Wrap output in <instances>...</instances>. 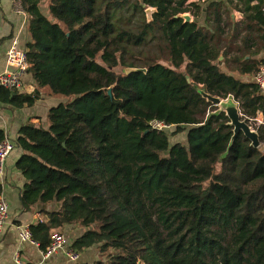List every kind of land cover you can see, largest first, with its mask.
<instances>
[{
    "label": "trees",
    "instance_id": "16d2710c",
    "mask_svg": "<svg viewBox=\"0 0 264 264\" xmlns=\"http://www.w3.org/2000/svg\"><path fill=\"white\" fill-rule=\"evenodd\" d=\"M188 1L49 0L46 17L40 0H22L36 88L29 95L0 88V101L31 107L43 88L66 99L49 110L46 129L28 122L14 143L26 179L21 208L43 206L41 221L29 226L39 250L75 226L84 233L71 248L95 247L93 264H264V94L237 78L264 68V57L252 58L264 53V7L244 0L242 30L253 21L260 28L229 47L220 44L230 25L221 27L217 4L199 24L202 0ZM127 6L140 9L139 33L115 26ZM149 7L156 8L151 22ZM184 13L193 20L177 17ZM157 36L159 57L134 52ZM141 56L146 72L124 75L133 68L128 60ZM197 88L231 96L261 147L241 133L228 146L232 127L223 113L210 115ZM152 120L169 127L153 130ZM178 133L185 144L170 145Z\"/></svg>",
    "mask_w": 264,
    "mask_h": 264
},
{
    "label": "crops",
    "instance_id": "0c3cea01",
    "mask_svg": "<svg viewBox=\"0 0 264 264\" xmlns=\"http://www.w3.org/2000/svg\"><path fill=\"white\" fill-rule=\"evenodd\" d=\"M48 1L40 0L39 6L41 13L46 17H49ZM197 1L189 0L187 3ZM210 2L216 3L218 6L222 19L221 27H223L224 23L230 25L226 28V34L223 38H220L221 46H241V39L246 34H256L258 32V28L260 27L257 26V22L255 21L250 23L251 30H242L245 12L244 0H210L209 2L202 0L199 3V6L203 8L198 16L199 24H203L206 17L205 9L209 6ZM19 3L22 4V0H0V74L6 69V52L10 48L12 41L16 39L17 48L24 51L26 45L30 42L28 30L30 17L24 9L23 11L16 10V6ZM250 6H259L262 9L264 1L260 4L259 0H251ZM247 59H249L248 55L244 57V61ZM237 78L243 80L250 79L251 81L249 77ZM35 88L36 86L31 75L26 73L22 79V88L18 90V94H32ZM61 101L60 98L49 95L47 88H43L40 91L39 99L31 107L16 108L0 101V130L15 143L19 129L28 122L46 129L48 127L47 114L49 110ZM258 118L261 119V116ZM21 153L18 147L15 146L13 148L5 162V174L0 179L2 186L0 197L5 199L8 204V220L0 235V264H14L13 256L16 252L19 253L23 264H93L99 258L98 250L95 247L79 253V260L76 263H71L62 253L53 255L48 259H43L38 248L27 243L22 244L18 241L16 228L19 225L30 226L41 221L42 218L39 213L43 210V206L39 205L32 207L29 211L21 208L19 197L23 186L26 184V179L15 167ZM49 209H51V206H47V210ZM83 233V229L75 226H67L63 230L66 243L70 248L71 244L82 236Z\"/></svg>",
    "mask_w": 264,
    "mask_h": 264
},
{
    "label": "built area",
    "instance_id": "2783aa9c",
    "mask_svg": "<svg viewBox=\"0 0 264 264\" xmlns=\"http://www.w3.org/2000/svg\"><path fill=\"white\" fill-rule=\"evenodd\" d=\"M17 11H23L22 4L16 6ZM6 69L0 74V88L18 91L22 88V79L29 68L26 52L17 48V40L14 39L10 48L6 52ZM251 81L255 83L259 90L264 94V68H260L252 77ZM151 129L162 131L169 126L164 123L152 120L149 122ZM14 148V143L5 134L0 142V179L5 174V162L9 154ZM8 220V204L5 199L0 197V235ZM17 237L20 243H27L39 249V244L32 238V234L28 225H19L17 228ZM43 259H48L53 255L62 253L71 263L79 260L80 254L76 250L70 248L66 243V237L63 233H53L50 242L45 250H40ZM14 264H23L19 253L13 256Z\"/></svg>",
    "mask_w": 264,
    "mask_h": 264
},
{
    "label": "water",
    "instance_id": "95a60500",
    "mask_svg": "<svg viewBox=\"0 0 264 264\" xmlns=\"http://www.w3.org/2000/svg\"><path fill=\"white\" fill-rule=\"evenodd\" d=\"M156 12V8H147L144 11L145 18L147 22H151L152 20V14ZM178 18L183 19L184 23L191 21V16L189 13L179 14L177 16ZM248 58V57H247ZM222 59V56L219 57V60ZM145 73V69H139V68H125L123 69V74L128 75L130 73ZM186 80L188 81V77H186ZM197 92L201 95V97L210 103L213 107L216 109L210 114V115H219L221 113L224 114V116L227 118L228 122L227 125L232 127V137L230 140V143L228 146H231L235 136L238 133H241L249 142L250 145L256 149L261 147V144L258 139L257 131L246 122V119L242 118V115H240V107L237 102L234 101V99L229 96L226 99H220L218 97H212L208 93L204 92L203 90L197 88ZM14 94V93H13ZM107 95H111V91L107 92ZM225 156V155H224Z\"/></svg>",
    "mask_w": 264,
    "mask_h": 264
},
{
    "label": "rangeland",
    "instance_id": "374dc122",
    "mask_svg": "<svg viewBox=\"0 0 264 264\" xmlns=\"http://www.w3.org/2000/svg\"><path fill=\"white\" fill-rule=\"evenodd\" d=\"M139 3V0H138ZM115 26L116 28H121V29H126V30H131L134 31V33H139V28L142 25V20H141V12L140 9H135L133 10V8L127 6L126 8H123L121 10H118V12H116L115 15ZM159 40H158V36L154 39L151 40L149 43H146L145 45H141L137 48H134V52L136 53L137 51H141L143 56H148L149 57H154L160 56V52L158 50V44ZM250 57V55H248ZM261 57H264V53L259 54L258 56H253L252 58L254 59H260ZM250 59V58H249ZM163 58V62L165 65H168L167 60ZM248 60V59H247ZM131 61L133 68H138L140 66L141 63H143V59L142 56L140 58L137 59H132V60H128ZM222 61V59H221ZM221 69L225 72H229V68H226L225 65H221ZM56 98H60L62 101L61 102H66V99L60 97V96H56ZM214 110L216 109L215 107H213ZM240 115L241 111H240ZM261 123V119H257L255 125H258ZM248 124L251 126V128L254 127V124L249 121ZM254 129V128H253ZM176 142H181L182 144H185V133H178L175 135H170L169 137V143L174 144Z\"/></svg>",
    "mask_w": 264,
    "mask_h": 264
}]
</instances>
